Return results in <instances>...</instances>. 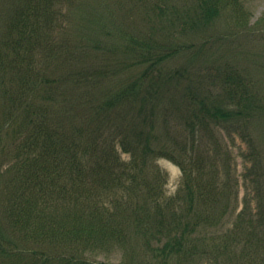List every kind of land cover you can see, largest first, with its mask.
Returning <instances> with one entry per match:
<instances>
[{
  "label": "trees",
  "instance_id": "16d2710c",
  "mask_svg": "<svg viewBox=\"0 0 264 264\" xmlns=\"http://www.w3.org/2000/svg\"><path fill=\"white\" fill-rule=\"evenodd\" d=\"M4 1L0 264H107L89 255L131 242L135 226L138 233L146 229L143 251L128 254L138 264H264V154L256 146L264 131V90L247 65L256 53L252 42L264 50V14L251 24L244 0H136L144 8L137 13L151 16L147 24L140 20L141 30L133 34L121 24L113 35V24L94 35L73 18L87 14L83 0ZM221 20L228 23L222 41L230 33L236 39L229 48L240 36L244 44L230 49L233 63L214 71L218 95L202 97L188 86L190 117L182 114L180 128L174 120L181 101L165 104L162 113L156 102L147 108L149 101L136 99L169 93L160 85L184 75L177 67L164 78V65L193 45L173 38H180L179 29H209ZM61 28L89 76L72 62L66 74L57 73L61 52L53 35ZM166 29L171 36L159 33ZM42 51L46 61L37 68ZM213 123L242 133L251 147L255 193L244 196L240 210L238 190L230 195L238 183L228 187L231 178L227 184L219 175L218 164L231 159L207 130ZM186 128L206 129L202 160L193 153L198 140L179 142ZM160 158L182 168L184 203L164 197L160 184L168 176L154 164Z\"/></svg>",
  "mask_w": 264,
  "mask_h": 264
},
{
  "label": "rangeland",
  "instance_id": "374dc122",
  "mask_svg": "<svg viewBox=\"0 0 264 264\" xmlns=\"http://www.w3.org/2000/svg\"><path fill=\"white\" fill-rule=\"evenodd\" d=\"M80 1V0H79ZM86 4V11L85 13H78L76 17L74 16V20L78 23L82 21V24H78L79 28L82 27L84 29L91 27L92 33L97 34L95 31L96 28L100 29L102 26L110 27L113 26V35L120 32L119 26L123 24L127 27V31L134 33H137L141 28L139 27L141 25L140 20L144 22V24H147L150 22L149 19H151L150 15H139L137 12H144V8L136 1V0H83ZM180 4L185 3V0H179ZM246 3L245 6L250 11V21L251 24H255L264 14V0H244ZM6 2L4 0H0V41H1V34L3 32L4 27V16L2 15V10ZM146 12V10H145ZM147 13V12H146ZM71 15V14H70ZM153 17V16H152ZM157 26H164L161 24L155 17ZM73 21V20H72ZM153 21V20H152ZM154 22V21H153ZM72 30H74L72 25ZM45 30L44 26H41L40 31L43 32ZM177 30V29H176ZM87 34L89 32L85 30ZM167 33L159 32L166 36H171L168 32V30H165ZM228 32V23L226 20L219 21L214 27L209 29H190L189 27H186L185 30H178V33L181 34L180 38L178 35L176 37H173L175 39L180 40L182 43L186 44H193L191 47H189L185 53H182L180 56L176 57V60L166 63L164 65L165 72H164V78L165 80L169 79V74L172 72L173 69L180 67L182 71H184V75L182 74L180 78L171 80L170 82H165V84L160 85V88L169 90V93H167L165 90L161 92L159 95L158 93L151 94L147 97H141L136 98L138 101H142L143 99L147 102L146 106L149 108L153 103L156 102L157 105L162 110V113H166L165 104L171 105L173 102H179L181 101L182 105L179 107H176V114H175V120L174 125L179 127V122L181 121L180 117L182 114L187 115L185 118L190 117V108L188 105V91L187 88L189 86V90H193L195 93L199 94L200 96L204 97L207 92L213 93L212 96L215 97L214 94L219 93V85L212 79V75L214 71H218L219 69L222 70L223 67L226 65H229V63H233L234 60L232 57H235L234 55L231 56L230 49L232 46L242 48L244 42L242 41L241 36L238 37L237 42L235 44L232 43L231 47L229 48L230 41L235 40L236 37H232L229 33L228 36L223 38L222 41V35L226 34ZM140 33V32H139ZM158 33V32H157ZM94 34V35H95ZM112 35V34H111ZM54 39L57 38V44L54 43V46H56V49L61 52V55L58 54L60 57V60L56 62V71L58 74H66L69 71V67H71V62L74 63V68L78 66V73L81 76H85L86 74L89 76V69L88 65L85 63L81 66L82 61L78 59V51L73 46V43H71L68 38H66V31L61 28L60 30L56 31L53 35ZM87 40L91 41L89 37H86ZM101 38H95V36L92 37V40L99 41ZM159 41L163 40L162 38H158ZM120 43H127L125 40L119 39ZM169 44V43H167ZM46 45V44H44ZM253 50H256V53H254L251 48H248L249 51L253 52L250 55L249 61L247 65L250 63L251 66V73L253 76H258L260 80V84L262 85V88L264 90V50H262L263 46L260 44H257L256 42H252L251 45ZM64 50V53L61 51ZM220 52V54H219ZM64 54L68 57L70 56L73 60H68ZM42 58V61L40 63H37V68L41 67L45 64L47 57L46 53L42 51L40 55L38 56ZM63 57V58H62ZM78 61V62H75ZM79 63V65H78ZM187 65V70H184L183 68ZM44 69H46V65L44 66ZM5 78H3L2 72H0V102L4 98L3 89ZM169 86V87H168ZM85 90L89 91L91 90L90 83H87L85 86ZM81 92L80 90L78 91ZM141 107H144L143 104H141ZM0 111H1V105H0ZM1 117H0V124H1ZM180 128V127H179ZM183 128V127H181ZM184 129V128H183ZM182 133L181 138H178L179 142L182 143L185 140L188 141V144L192 145L193 142H195L193 139L198 140V142H195L198 146V143L200 142L199 149L193 150V153H195V157H200L202 160L204 158V148L206 141V136L203 134L205 131L201 132H192L189 128L186 130L180 129ZM207 130L210 132L211 135H214L216 137V140H218V149L222 148V153L224 154L226 151L230 152V159L231 161L219 163L218 166H220V178L223 179L225 182H227L228 179L231 178V183L228 184V187L235 186L236 181L238 183V188L232 187V194L235 195V192H239V205L238 209L240 210L243 207V199L244 196H248L253 192V183H251L249 175V170L253 166V162L250 160V154L251 147L243 140L242 133L238 132H226L219 124H212L207 128ZM262 132V131H261ZM202 133V135L200 134ZM263 136L259 137L257 135L256 137V146L260 150L261 154H264V131L262 132ZM256 135V134H255ZM5 137V142L7 140V135H3ZM203 143V145H201ZM4 144L0 143V149L3 147ZM213 151L216 149L211 147ZM214 153V152H212ZM248 156V157H247ZM121 158L124 161H128L130 159L129 154H121ZM224 158V157H222ZM203 162V161H202ZM153 164V163H152ZM154 164L158 165L163 171L166 172L168 179L164 184H160L161 189L164 192V197L171 198L174 196H179L181 199H183V203L185 202L187 198V194L183 188V171L182 168L176 164L175 162L169 160V159H157L154 160ZM211 164V163H210ZM227 168V169H226ZM153 170L151 173V177L154 176ZM226 177H230L227 180ZM157 182V181H155ZM227 185L225 186L226 190H228ZM156 188H159V185L156 186ZM227 193V191L225 192ZM249 195V197H251ZM164 198V200L166 199ZM253 201V200H252ZM255 204L256 201H253ZM234 203V202H233ZM225 223H228L226 220ZM221 225V224H220ZM219 225V226H220ZM218 226V227H219ZM232 226V225H231ZM137 227L135 226L133 230L131 231L133 233V237L131 238V242L126 243L122 247H115L114 249L105 250V251H99L98 253L95 252L93 254L89 255V259L96 262H103L107 264H138V262H134L133 254L128 255L134 248L138 254L143 251L142 246L146 239L144 237V233L146 232V229L140 230L138 233L137 230H135ZM160 229V228H159ZM137 235V237H136ZM148 236V235H147ZM148 238H151V235L148 236ZM133 241V242H132ZM120 246V245H119ZM139 258V256H138ZM188 262H183L180 264H187ZM197 264H205L204 262H198Z\"/></svg>",
  "mask_w": 264,
  "mask_h": 264
}]
</instances>
